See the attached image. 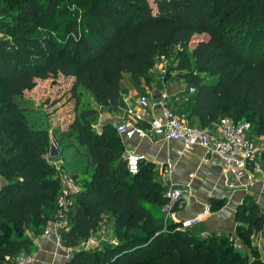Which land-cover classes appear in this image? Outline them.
I'll return each mask as SVG.
<instances>
[{
    "label": "trees",
    "instance_id": "1",
    "mask_svg": "<svg viewBox=\"0 0 264 264\" xmlns=\"http://www.w3.org/2000/svg\"><path fill=\"white\" fill-rule=\"evenodd\" d=\"M173 51L174 73L165 67L158 77L195 88L188 118L202 128L223 118L249 122L252 134L264 135V0H0V264L32 255L22 232L41 236L57 208L48 129L29 124L18 98L58 74L72 78L73 96L86 92L94 101L76 103L67 134L52 131L59 147L73 137L88 163L64 168L80 192L60 233L62 245L78 252L63 264H264L252 245L264 214L251 196L236 207L234 235L200 236L178 223L163 230L165 185L155 165L141 160L129 174L116 127L93 130L101 110H118L125 76L140 91L152 89L157 60ZM259 161L264 170V152ZM223 204L209 199L211 211ZM103 231L109 244L78 248Z\"/></svg>",
    "mask_w": 264,
    "mask_h": 264
},
{
    "label": "crops",
    "instance_id": "2",
    "mask_svg": "<svg viewBox=\"0 0 264 264\" xmlns=\"http://www.w3.org/2000/svg\"><path fill=\"white\" fill-rule=\"evenodd\" d=\"M200 36L204 37L203 35ZM174 54L175 51H173L172 60ZM160 59L162 60L163 58ZM153 71L155 75L153 79L155 85L150 90L146 88L144 92L136 89L128 76L122 79L121 104L118 110L110 113L101 110L92 122L95 132H100L101 128L106 124L113 125L115 122H120L125 118V110L130 105H133L139 95L147 93L146 95L151 97L153 89L155 88H157L161 94V96L156 99L165 101L166 105L175 112L184 113L187 117V123L190 125L199 126L196 118H188L192 101L190 100L191 94L188 93L187 84L171 76L165 80H161L162 78L158 77L161 72L164 71V66L162 67L161 64L158 69L154 68ZM92 102L94 101L92 100ZM58 111L59 110H57L56 113H58ZM158 114L159 108L156 107L155 110L147 116L145 122H143V124L146 125L143 126L146 128L152 115ZM52 119L53 118L46 119L44 122L40 119L38 122L36 121L37 125L35 127L47 128L49 137L53 140L52 131H57L58 127L60 129V126L54 128V126H52L54 123L51 122ZM215 127L216 126L213 125L211 128L209 127L206 129L216 133ZM147 129L148 127L145 130ZM121 139L123 141L125 153L128 150H133L141 156L142 161L146 163L150 162L155 165L161 175L165 188L171 183L187 190L177 203L176 210L171 214V224H179L181 220L201 213L203 208L209 205L210 198L224 200V204L218 210L211 211L209 215L203 216L201 222L190 228L200 236L210 233L234 235L236 227L234 213L237 205L240 204L246 196H251L264 214V181H255L252 185L248 186L245 185L247 180L244 175L237 178L233 173H230L225 176L218 163V157L216 155L211 157L206 155L202 147L195 146L194 149L187 152L184 156H180V151L182 149V144L180 142L172 140L167 141L162 137H151L148 134L142 138L134 136L132 139L121 136ZM55 145L57 148H60L56 143ZM81 152L85 153L84 150H81ZM81 156L85 159L83 155ZM168 163L173 165V171L170 177L166 179L164 178V170L167 169ZM190 173L194 174L193 178H189ZM4 184V179L0 177V188ZM187 184L189 185L188 187ZM30 238L32 240L31 248L34 258L30 264H63L66 261L63 252L56 246L53 238L47 239L41 236H30ZM236 243L238 244L236 245L239 246V250L243 251V246L237 241ZM252 245L257 248L260 258L264 261V225L260 231L253 235Z\"/></svg>",
    "mask_w": 264,
    "mask_h": 264
},
{
    "label": "built area",
    "instance_id": "3",
    "mask_svg": "<svg viewBox=\"0 0 264 264\" xmlns=\"http://www.w3.org/2000/svg\"><path fill=\"white\" fill-rule=\"evenodd\" d=\"M195 88L188 87V93L193 94ZM159 108L158 115H152L148 121V131L143 127L147 116ZM184 113H177L166 105L161 99H152L146 94L139 95L125 110V118L122 119L116 127L118 135L127 139L134 136L145 137L147 134L151 137H162L165 140L176 141L182 144L180 156H184L187 152L194 149L195 146L202 147L208 156L216 155L219 159L225 176L233 173L237 178L239 176L246 177L245 185H252L255 181H264V170L259 161V156L264 152V135H255L251 133V125L249 122H234L230 118H223L215 126L216 133L209 129L187 123ZM141 156L135 151L128 150L125 153V164L129 174L134 175L139 170ZM52 162V161H51ZM56 170H58L59 193L57 196V208L47 222L41 234L42 238L54 240L56 246L63 252L66 261L70 258L71 249L65 248L61 243V231L66 229L68 225V213L72 206L71 197L80 192V186L70 172L61 167L60 164L52 162ZM164 170V178H169L173 171V165L167 164ZM194 174L190 173L189 178H193ZM189 185L187 184V187ZM187 190L173 184L166 186L163 196L166 202L160 207L162 215L163 230L167 228L170 222L173 206L178 203ZM211 213L210 206L206 205L201 213L190 218H186L179 222L177 229L189 230L201 222L202 217ZM105 231V230H104ZM106 233L100 239H107ZM99 239L90 237L79 243L78 248L94 249L99 247ZM110 243V242H109ZM115 244V241L111 240ZM34 260L33 255H20L13 260L12 264H30ZM3 264H11L3 262Z\"/></svg>",
    "mask_w": 264,
    "mask_h": 264
},
{
    "label": "rangeland",
    "instance_id": "4",
    "mask_svg": "<svg viewBox=\"0 0 264 264\" xmlns=\"http://www.w3.org/2000/svg\"><path fill=\"white\" fill-rule=\"evenodd\" d=\"M149 2L152 3V0H149ZM202 38L204 37H193L190 47ZM173 60L172 58L169 60L158 59L155 69H158L161 64L162 67L164 66V70L166 67L170 69L171 73H174ZM71 80V77H63L60 74L55 78L37 79L36 84L32 88H28L22 92L18 99L21 100V105L24 107L23 109L27 115L26 118L29 124L33 123V125L36 126V121L38 122L40 119L44 122L46 119L53 118L51 122L54 123V125H51L54 126V128L60 126V129L58 127V130L55 131L56 136H60V134L63 136L68 133V125L72 122L76 113V103H79V108L83 103L90 102L92 105L94 103L92 102V97L86 92L81 93L79 97L73 96V93H71ZM57 110H59L58 113H56ZM62 143V146L58 148L60 151L59 157L49 160L60 164L63 168L70 171L86 168L88 164L86 153L81 152V150L85 151V148L78 146L77 141L73 137L63 140ZM81 155H83L85 159ZM108 226V221L104 218L102 221V230L106 231ZM22 233L27 236H32V234L26 230ZM13 234L15 236V232L12 233V235ZM109 242L110 241L106 240V238L100 239L98 248H101L105 244H109ZM237 245L236 248L239 249Z\"/></svg>",
    "mask_w": 264,
    "mask_h": 264
},
{
    "label": "water",
    "instance_id": "5",
    "mask_svg": "<svg viewBox=\"0 0 264 264\" xmlns=\"http://www.w3.org/2000/svg\"><path fill=\"white\" fill-rule=\"evenodd\" d=\"M161 94L159 92V90L157 88L153 89V92H152V95H151V98L152 99H155V98H158L160 97ZM119 124V122H115L113 124L114 127H117V125ZM60 155V152H59V149L57 148V146L55 145L54 141L52 140L51 137H49V148H48V153H47V158L48 159H54V158H57L59 157ZM78 252V250L76 249H71L70 251V254L71 256H74L76 253Z\"/></svg>",
    "mask_w": 264,
    "mask_h": 264
}]
</instances>
